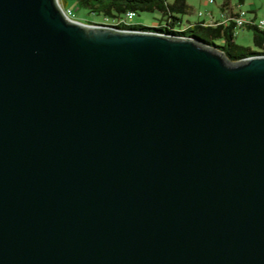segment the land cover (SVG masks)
I'll list each match as a JSON object with an SVG mask.
<instances>
[{"label":"water","instance_id":"water-1","mask_svg":"<svg viewBox=\"0 0 264 264\" xmlns=\"http://www.w3.org/2000/svg\"><path fill=\"white\" fill-rule=\"evenodd\" d=\"M0 264H264V54L0 0Z\"/></svg>","mask_w":264,"mask_h":264},{"label":"trees","instance_id":"trees-1","mask_svg":"<svg viewBox=\"0 0 264 264\" xmlns=\"http://www.w3.org/2000/svg\"><path fill=\"white\" fill-rule=\"evenodd\" d=\"M79 8L88 13L101 15L110 19L123 16L128 11L160 13L161 22L157 26H144L142 24L123 25L126 29H139L145 31L163 32L173 36L191 37L203 44L212 46L224 53L231 61H236L251 55L264 54V28L257 25H247L252 30V42L256 50L249 46L238 44L235 41V26L228 23H206L204 20H186L183 18L190 14L191 7L187 0H71ZM68 0H62V6H67ZM242 2V0H238ZM231 3L230 0H221L219 9H224ZM70 8V7H68ZM74 12V11H73ZM75 15V14H74ZM162 21L164 23H162ZM88 24L92 23L87 21ZM119 28L118 26H115Z\"/></svg>","mask_w":264,"mask_h":264},{"label":"rangeland","instance_id":"rangeland-1","mask_svg":"<svg viewBox=\"0 0 264 264\" xmlns=\"http://www.w3.org/2000/svg\"><path fill=\"white\" fill-rule=\"evenodd\" d=\"M59 5L62 6V0H57ZM221 0H216L215 3L209 4L207 0H187L188 4L191 7V12L188 15H185L183 20V25H186V20H196L198 18V12L212 11L215 16L219 14V3ZM233 3H236L238 0H230ZM67 6L70 7L75 14V20L87 23L90 21L94 23H104L103 16L95 15L93 13H88L84 8L77 7L73 1L68 0ZM241 8L246 10L247 15L255 16L256 20H264V0H243L241 3ZM161 22L160 13L155 12H138L128 24H142L144 26H157ZM162 23H164L162 21ZM235 41L238 44L249 46L252 50H256L252 42V30L247 28H237L235 33Z\"/></svg>","mask_w":264,"mask_h":264},{"label":"built area","instance_id":"built-area-1","mask_svg":"<svg viewBox=\"0 0 264 264\" xmlns=\"http://www.w3.org/2000/svg\"><path fill=\"white\" fill-rule=\"evenodd\" d=\"M209 4H213L216 0H207ZM62 12L63 14L68 17L69 19L75 20L74 12L71 8L63 7ZM247 11L241 8V2L233 3L231 2L227 7L224 9H220L219 14L215 16L212 11L198 12V18L204 20L206 23L215 24V23H228L233 22L235 26V33L237 28H246L247 25H257L258 27L264 28V20L259 19L256 20L254 16L247 15ZM135 16L133 11L126 12L123 16L115 19H110L104 17L105 20L103 24L118 26L119 28L123 25H130L128 22L132 20Z\"/></svg>","mask_w":264,"mask_h":264},{"label":"crops","instance_id":"crops-1","mask_svg":"<svg viewBox=\"0 0 264 264\" xmlns=\"http://www.w3.org/2000/svg\"><path fill=\"white\" fill-rule=\"evenodd\" d=\"M231 2H233V1H231ZM241 3H243V0H242V2ZM255 17V16H254Z\"/></svg>","mask_w":264,"mask_h":264}]
</instances>
